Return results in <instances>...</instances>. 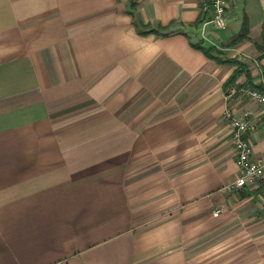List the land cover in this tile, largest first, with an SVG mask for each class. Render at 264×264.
I'll return each mask as SVG.
<instances>
[{"label":"crops","instance_id":"crops-1","mask_svg":"<svg viewBox=\"0 0 264 264\" xmlns=\"http://www.w3.org/2000/svg\"><path fill=\"white\" fill-rule=\"evenodd\" d=\"M204 1L0 0V264H264L222 116L264 156V0Z\"/></svg>","mask_w":264,"mask_h":264},{"label":"built area","instance_id":"built-area-1","mask_svg":"<svg viewBox=\"0 0 264 264\" xmlns=\"http://www.w3.org/2000/svg\"><path fill=\"white\" fill-rule=\"evenodd\" d=\"M236 1L238 0H205L201 4V11L207 15L203 27L225 31L228 27L230 5ZM233 98L254 103L264 109V92L259 90L250 87L227 89L226 102ZM222 116L238 169L237 178L225 190L231 193L255 191L260 195V209L264 213V156L254 160L253 149L247 138L256 129L253 113L245 111L238 115L227 105Z\"/></svg>","mask_w":264,"mask_h":264},{"label":"trees","instance_id":"trees-1","mask_svg":"<svg viewBox=\"0 0 264 264\" xmlns=\"http://www.w3.org/2000/svg\"><path fill=\"white\" fill-rule=\"evenodd\" d=\"M245 32H246V29H245V26L243 27V30H242V33L240 35V37H238L239 39H245ZM262 40H264V37H262ZM197 50H200L207 58H210V59H214L212 56H211V53L214 51L212 49H204V48H201V47H195ZM219 62V61H218Z\"/></svg>","mask_w":264,"mask_h":264},{"label":"rangeland","instance_id":"rangeland-1","mask_svg":"<svg viewBox=\"0 0 264 264\" xmlns=\"http://www.w3.org/2000/svg\"><path fill=\"white\" fill-rule=\"evenodd\" d=\"M1 153V152H0ZM1 185V184H0ZM235 193H238V192H235Z\"/></svg>","mask_w":264,"mask_h":264}]
</instances>
